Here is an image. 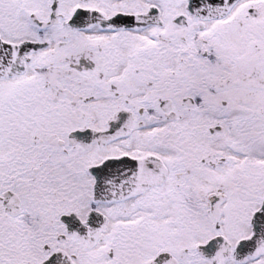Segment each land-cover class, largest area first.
<instances>
[{"label":"snow or ice","instance_id":"1","mask_svg":"<svg viewBox=\"0 0 264 264\" xmlns=\"http://www.w3.org/2000/svg\"><path fill=\"white\" fill-rule=\"evenodd\" d=\"M0 264H264V0H0Z\"/></svg>","mask_w":264,"mask_h":264}]
</instances>
